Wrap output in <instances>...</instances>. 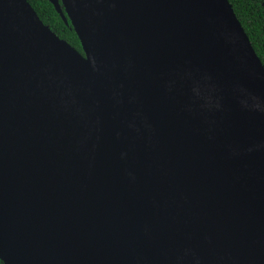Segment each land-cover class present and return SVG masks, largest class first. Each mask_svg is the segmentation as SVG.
Segmentation results:
<instances>
[{
	"label": "water",
	"instance_id": "obj_1",
	"mask_svg": "<svg viewBox=\"0 0 264 264\" xmlns=\"http://www.w3.org/2000/svg\"><path fill=\"white\" fill-rule=\"evenodd\" d=\"M50 2L86 58L0 0L3 264H264V66L230 1ZM55 39L95 89L77 198L47 167Z\"/></svg>",
	"mask_w": 264,
	"mask_h": 264
},
{
	"label": "bare ground",
	"instance_id": "obj_2",
	"mask_svg": "<svg viewBox=\"0 0 264 264\" xmlns=\"http://www.w3.org/2000/svg\"><path fill=\"white\" fill-rule=\"evenodd\" d=\"M55 40L61 63L51 71L50 81L44 88L42 118L45 135L51 138V148L46 149L47 159L51 157L47 167L52 171L51 180L59 182L60 194L77 198L97 135L95 89L85 62L63 41ZM241 131L239 135L246 134L249 129Z\"/></svg>",
	"mask_w": 264,
	"mask_h": 264
},
{
	"label": "trees",
	"instance_id": "obj_3",
	"mask_svg": "<svg viewBox=\"0 0 264 264\" xmlns=\"http://www.w3.org/2000/svg\"><path fill=\"white\" fill-rule=\"evenodd\" d=\"M264 66V0H229ZM42 22L82 57L86 53L71 22L66 24L50 0H28ZM0 264L3 262L0 260Z\"/></svg>",
	"mask_w": 264,
	"mask_h": 264
},
{
	"label": "rangeland",
	"instance_id": "obj_4",
	"mask_svg": "<svg viewBox=\"0 0 264 264\" xmlns=\"http://www.w3.org/2000/svg\"><path fill=\"white\" fill-rule=\"evenodd\" d=\"M94 152V151H93ZM91 157H93V154H92V156ZM91 160H92V158H91ZM89 163H90V160H89ZM83 190H84V185H83Z\"/></svg>",
	"mask_w": 264,
	"mask_h": 264
}]
</instances>
